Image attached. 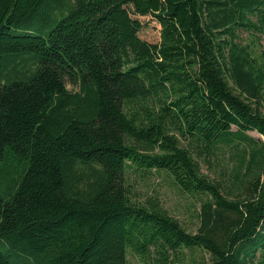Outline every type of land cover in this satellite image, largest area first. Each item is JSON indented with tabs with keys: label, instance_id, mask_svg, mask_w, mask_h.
I'll use <instances>...</instances> for the list:
<instances>
[{
	"label": "trees",
	"instance_id": "1",
	"mask_svg": "<svg viewBox=\"0 0 264 264\" xmlns=\"http://www.w3.org/2000/svg\"><path fill=\"white\" fill-rule=\"evenodd\" d=\"M241 30L264 0H0V264H264V61ZM223 146L231 188L200 163ZM149 172L201 201L196 229L133 197Z\"/></svg>",
	"mask_w": 264,
	"mask_h": 264
},
{
	"label": "rangeland",
	"instance_id": "2",
	"mask_svg": "<svg viewBox=\"0 0 264 264\" xmlns=\"http://www.w3.org/2000/svg\"><path fill=\"white\" fill-rule=\"evenodd\" d=\"M158 25L153 22L148 25L147 31L143 29L141 36L153 43L158 39ZM240 41L249 44L255 55L260 61H264V32L253 33L251 31L241 30ZM233 84V81H231ZM72 88L71 85H69ZM264 112V100L261 106ZM251 134L260 136L256 131ZM238 156H232L231 150L227 146L217 149L210 155H205L200 161L202 171L211 178L218 179L225 188H231L236 178V168L239 164ZM16 165V166H15ZM14 172L20 169V165L15 161L12 166ZM14 174V173H13ZM132 188L134 190L133 197L143 202H147L150 198H158L161 204L175 217H177L183 225L190 230L196 229L199 223L198 212L201 208V201L197 197L189 196L181 192L178 187L171 181L165 172H149L146 174L134 173L131 178ZM7 183L3 188H7ZM3 191V190H1ZM204 254V252H200ZM208 258V254L200 255ZM133 264H142L139 258L131 257Z\"/></svg>",
	"mask_w": 264,
	"mask_h": 264
}]
</instances>
